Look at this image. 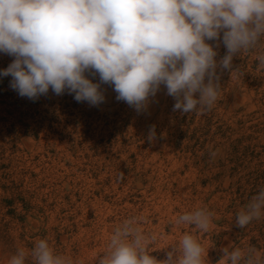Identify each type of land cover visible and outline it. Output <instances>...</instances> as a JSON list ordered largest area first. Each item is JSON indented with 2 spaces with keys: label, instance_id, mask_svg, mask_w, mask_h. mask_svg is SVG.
<instances>
[{
  "label": "rangeland",
  "instance_id": "rangeland-1",
  "mask_svg": "<svg viewBox=\"0 0 264 264\" xmlns=\"http://www.w3.org/2000/svg\"><path fill=\"white\" fill-rule=\"evenodd\" d=\"M225 52L221 43L216 59ZM260 54L264 38L219 72L213 107L185 118L173 111L163 86L140 114L117 101L109 85H102L106 99L98 107L51 92L35 106L1 113L0 264L39 239L74 264H95L115 227L133 217L156 235L150 249L160 260L185 232L204 246L207 264H226L221 249L229 245L254 248L264 258V215L244 229L235 225L236 214L264 188V177L254 186L247 175L264 172ZM11 61L0 54V69ZM60 101L68 106L50 112ZM226 128L231 132L222 136ZM196 208L214 213L206 233L175 224Z\"/></svg>",
  "mask_w": 264,
  "mask_h": 264
},
{
  "label": "clouds",
  "instance_id": "clouds-1",
  "mask_svg": "<svg viewBox=\"0 0 264 264\" xmlns=\"http://www.w3.org/2000/svg\"><path fill=\"white\" fill-rule=\"evenodd\" d=\"M262 38L264 0H0V54L12 57L0 77H11L9 87L33 102L51 90L90 107L105 102L102 85H109L116 100L138 114L163 86L175 101L173 111L189 114L213 107L219 72L232 69L234 57ZM221 43L226 52L217 60ZM257 61L264 66V54ZM154 138L153 126L148 139ZM262 215L264 188L236 214L235 225L244 229ZM213 217L196 208L175 224L206 233ZM139 223L133 217L116 226L95 264H207L204 246L188 232L157 259L150 249L157 237ZM221 251L226 264H264L254 248ZM29 258L33 264H74L47 239L30 250L18 248L8 264Z\"/></svg>",
  "mask_w": 264,
  "mask_h": 264
},
{
  "label": "trees",
  "instance_id": "trees-1",
  "mask_svg": "<svg viewBox=\"0 0 264 264\" xmlns=\"http://www.w3.org/2000/svg\"><path fill=\"white\" fill-rule=\"evenodd\" d=\"M10 79H11V77H0V114L3 112H6L7 114H11L13 110H16L17 108H21L24 105L27 107H31V106H35L38 104V102H39L38 100L33 102L27 98H22L12 89H8ZM50 93H51V90L49 91V94ZM62 99H64V100L67 99V96L64 95ZM48 102H50L49 99H48ZM50 104H53V103L51 102ZM173 105H172V108H173ZM66 106H68V104L65 101H60L58 103V106L56 108L54 107L50 112H55V111L59 110L60 108H63ZM43 110L45 112H49L47 110V108H45ZM175 112H180V111L178 110ZM82 114L87 115L86 113H82ZM187 115L188 114H183V117L185 118ZM0 120H4L3 117H0ZM206 120L210 121L211 117H207ZM220 132L222 133V136H224L226 133L231 132V130L229 128H226L225 130H222ZM230 145L232 147L230 150H235L236 145L234 144V142L231 143ZM233 171L235 172V168ZM247 175L249 178L253 179V185L256 186L259 179L264 177V172H262V173L258 172V171L249 172ZM240 180L241 179L239 177L237 180V183H239Z\"/></svg>",
  "mask_w": 264,
  "mask_h": 264
}]
</instances>
